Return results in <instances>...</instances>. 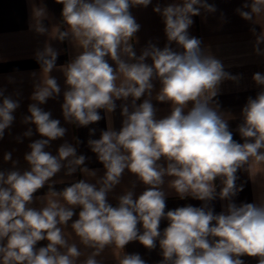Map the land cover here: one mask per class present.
I'll return each instance as SVG.
<instances>
[{
	"label": "clouds",
	"instance_id": "9594fccd",
	"mask_svg": "<svg viewBox=\"0 0 264 264\" xmlns=\"http://www.w3.org/2000/svg\"><path fill=\"white\" fill-rule=\"evenodd\" d=\"M62 4L61 16L66 30L56 29L57 39H70L81 51L68 63L59 66L65 77L66 90L61 105L64 121L86 127L101 120L100 109L106 111L108 128L99 139H89L88 147L103 165L104 174L96 183L81 179L62 191L53 180L62 169L72 176L79 169L92 177L96 170L84 166L86 157L77 154V147L65 141L53 155L45 149L52 141L63 138L67 129L50 111L40 105L61 93L60 85L50 73L57 68L58 51L46 43L34 57L46 77L33 84L28 105L30 115L24 124H34L41 139L31 142L24 160L29 170L16 168L18 161L6 152L5 162L12 161L13 170L0 171V264H77L83 255L76 243H69L63 227L68 226L79 207L81 210L71 229L81 244L94 249L81 264H101L97 256L109 245L124 249L138 241L149 251L159 242L162 260L159 264H244L243 256L257 258L264 264V203L233 202L243 185L236 184L237 172L255 161L264 163V88L255 98L249 97L242 108L243 122L237 131L243 143L233 138L215 100L220 85L230 80L239 84L240 75L225 70L221 59L206 54L202 40L191 36L193 17L215 13V4L208 0H181L154 12L161 15L168 43L163 49L149 42L139 56L133 38L140 24L131 14L135 6L147 7L152 0H56ZM239 16L256 24L254 16L264 13V0H244L235 10ZM35 22L30 29L46 35L43 21L47 10L43 4H32ZM250 31L256 37L253 51L264 56V31ZM175 42L177 49L170 45ZM116 65L113 68L108 59ZM150 58L152 63H146ZM35 77L37 74L32 73ZM154 80L160 88L158 102L171 106L170 114L157 119L151 100ZM252 80L264 86V74L256 72ZM9 77V83H11ZM0 87V140L20 107L19 98L5 94ZM19 97L20 93L16 94ZM142 96H147L142 103ZM123 116L119 131L112 127L111 113L116 101ZM189 104L191 107L189 108ZM215 105L213 107L212 105ZM131 107V111L129 110ZM185 109H188L187 111ZM95 129H90V136ZM28 128L23 137H31ZM22 142L21 137H16ZM78 143L80 141L78 140ZM166 162V167L160 163ZM133 174L146 189L137 197L128 190L119 196L118 206L108 202V194L120 184L125 170ZM167 187L180 199L192 197L203 202L201 207L186 205L165 211ZM222 187L217 192L215 181ZM48 185L43 207L34 208V194ZM135 185L133 184V188ZM219 197L228 201L225 210L215 214L210 202ZM168 226L160 231L162 220ZM138 225L142 226L138 228ZM47 240L37 248L39 241ZM119 264H146L138 253L127 254Z\"/></svg>",
	"mask_w": 264,
	"mask_h": 264
},
{
	"label": "crops",
	"instance_id": "0c3cea01",
	"mask_svg": "<svg viewBox=\"0 0 264 264\" xmlns=\"http://www.w3.org/2000/svg\"><path fill=\"white\" fill-rule=\"evenodd\" d=\"M181 0H152V3L146 8L143 6H135L130 9L131 14L135 17L137 23L140 24V30L136 33L132 42L134 43V50L139 56L142 50L147 47L149 42L155 44L157 47L163 49L168 43L164 33V23L160 14L153 11L156 5L161 8L171 3H180ZM209 3L215 4L217 11L215 13H204L202 11L200 16L193 17L194 23L189 28L191 36H195L202 40V47L205 53L215 55L221 59L225 65V70L233 75H240L241 80L239 84L233 81L226 80L220 85L219 94L215 100L220 105V111L226 120H229V128L233 133V138L240 143L243 139L240 137L237 127L243 122L242 108L247 103L249 97L255 98L257 93L264 88L258 86L252 80V76L256 72L264 74V56H257L253 51V43L255 36L250 29L255 28L256 33L259 34L264 31V13L254 16L253 24L250 21L242 19L235 11L240 8L244 0H208ZM43 4L47 10V18L43 21L44 25L49 29L48 33L43 36L37 35L30 29V24L35 22L32 15V4ZM63 5L56 3V0H0V87L6 89V95H12L13 98H19L20 107L14 113L15 120L9 129L5 130V135L0 140V171L13 170L12 161L5 162L3 156L6 152L12 153V160L18 161L16 168L20 171L29 170V165L24 160L25 153L29 152L28 145L42 137L36 132L34 124L22 123V118L30 115L27 111L28 105L35 101L30 99L33 92V84L40 82L46 77V73H41L40 65L37 63L34 53L37 49H42L46 43H49L53 49L57 50L59 55L56 61L57 68L53 69L50 75L56 78L61 88V93L54 99H49L46 104L40 105L45 111H50L52 118L59 119L61 126L67 129L66 135L58 140L52 141L50 146L45 150L51 152L53 155L57 154V149L61 144L67 141L77 147V154L84 155L87 159L85 161L86 167L96 170L97 176L92 177L87 173H82L78 169L72 176L64 174L62 169L53 180L63 181L54 185L56 191H62L65 187L70 186L81 179L89 183H96L97 178L104 174L103 165L98 161L95 153L88 147L89 139H99L102 131L108 128V116L105 110L100 109L99 114L101 120L97 123L90 124L86 127H77L74 124H69L64 121L62 115L61 105L63 103V92L66 90L65 77L63 72L58 70L59 66L65 65L72 60L81 49L74 47L70 39L63 42L54 39L56 36V29L66 30L67 25L63 23L61 16ZM177 49L175 42L170 45ZM264 49V44H261ZM180 50V49H177ZM108 62L113 68L116 67L110 58ZM146 63L151 64L150 58ZM37 75L34 77L32 73ZM9 77L12 82L9 83ZM154 89L152 104L157 109L156 118L160 119L170 114L171 106L169 103H162L155 100V95L159 91L160 82L154 80ZM17 93H20L17 97ZM147 96H142L140 100L136 101L137 105L142 103ZM132 98L129 97L127 101L117 100L116 109L111 113L112 127L119 131L122 126L123 116L121 115V105L127 103L131 106ZM215 107V105H212ZM191 107V104L188 106ZM131 111V107H129ZM186 111L188 109H185ZM31 128L33 135L31 137H23V133ZM90 129H95V133L90 136ZM16 137H21L22 142H18ZM78 140L80 143H78ZM166 167V162L163 158L160 161ZM238 179L236 184L239 187L243 185V190L233 197V202L237 205L241 203H264V163H256L255 161L245 165L243 169L237 172ZM170 177H165V184L163 190L167 193L165 211L192 205L194 207H201L203 202L192 197L180 199L174 190L167 187V181ZM217 192L222 187L219 179L215 181ZM133 184L135 187L133 188ZM146 186L137 180V178L125 170L121 182L113 191L108 194V202L113 206H118V197L124 192L132 190L134 192V199L137 198ZM48 191V185L38 190L34 194V202L31 207L40 208L45 204L44 200H36L35 197L44 196ZM228 201L217 198L210 202L209 206L213 208L215 214L225 210ZM81 209L76 207L74 209V216L68 222V226H62L65 237L69 243H76L83 255L77 261V264L87 259L94 249L87 248L80 243L79 238L71 229V224L78 219V214ZM168 226V221L162 220L160 223V231ZM138 228L142 226L138 225ZM48 243L47 240L39 241L37 248L44 247ZM138 253L146 261V264H159L162 260L160 254L159 242L154 250L149 251L138 241L128 243L125 248L119 249L114 245H109L96 257L101 264H119V260L123 255ZM244 264H258L257 258L248 256L241 257Z\"/></svg>",
	"mask_w": 264,
	"mask_h": 264
}]
</instances>
